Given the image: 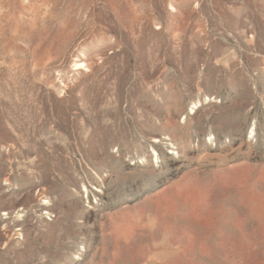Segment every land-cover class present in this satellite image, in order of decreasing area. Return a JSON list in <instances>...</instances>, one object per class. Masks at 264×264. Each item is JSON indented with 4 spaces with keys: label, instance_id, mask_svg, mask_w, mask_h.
I'll return each instance as SVG.
<instances>
[{
    "label": "rangeland",
    "instance_id": "1",
    "mask_svg": "<svg viewBox=\"0 0 264 264\" xmlns=\"http://www.w3.org/2000/svg\"><path fill=\"white\" fill-rule=\"evenodd\" d=\"M0 264H264V0H0Z\"/></svg>",
    "mask_w": 264,
    "mask_h": 264
}]
</instances>
